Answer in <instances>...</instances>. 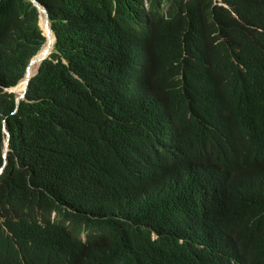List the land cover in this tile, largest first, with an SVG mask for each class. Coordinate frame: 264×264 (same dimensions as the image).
I'll return each instance as SVG.
<instances>
[{"label": "trees", "instance_id": "16d2710c", "mask_svg": "<svg viewBox=\"0 0 264 264\" xmlns=\"http://www.w3.org/2000/svg\"><path fill=\"white\" fill-rule=\"evenodd\" d=\"M39 1L56 44L13 114L16 97L5 88L24 77L46 39L29 0H0V168L4 122L11 135L0 176V264H60L62 251L83 247L79 231L94 246L80 264H129L144 252L139 264H219L227 241L264 259V186L249 172L236 173L237 189L253 185L257 199L228 197L238 231L226 234L227 208L216 213L213 234L181 245L165 210L175 188L142 201L134 168L154 146L167 152L170 132L204 134L218 147L229 132H242L237 143L264 167V112L252 105L264 85V7L253 0H222L229 8L214 0ZM132 211L144 235L126 215ZM134 228L140 238L125 237Z\"/></svg>", "mask_w": 264, "mask_h": 264}, {"label": "clouds", "instance_id": "9594fccd", "mask_svg": "<svg viewBox=\"0 0 264 264\" xmlns=\"http://www.w3.org/2000/svg\"><path fill=\"white\" fill-rule=\"evenodd\" d=\"M29 1L39 12L38 26L46 39L37 54L30 59L31 61L38 55V53H40L43 46L46 45L47 36L44 30L47 31V29L44 27L45 22H43L42 26V21H44L43 18L46 19L45 13L40 12L32 0ZM36 1L40 3L39 0ZM214 1L219 3V5L229 8L227 4L222 2V0ZM253 1L256 2L258 6L264 7V0ZM41 5L48 11L43 4ZM165 6L166 4L163 5V7ZM146 7H148L147 4ZM49 27L51 30L50 33H53L55 42L48 58H50V55L53 53L56 44V35L51 27V23L49 24ZM262 65L264 66V62ZM39 68L34 76L37 75ZM25 77L26 72L19 82L25 79ZM18 83L15 86H17ZM131 85H133L132 82L130 83V86ZM13 87L5 88V92L11 93L9 92V89H12ZM12 94L17 98L15 93ZM252 105L253 109L264 112V85L260 86L254 95ZM16 112L14 110L13 114ZM4 125L6 126V122H4ZM170 133L174 138V143L167 152H163L161 148L154 146L152 152L147 151L134 166L139 182L138 195L140 200H149L146 198L147 193L159 197L163 192L175 188L176 197L166 204L165 210L174 241L181 245L196 238L200 233H212L211 226L216 213L227 208L231 209V212L223 223L226 229V234L230 235L233 232L238 231L234 218L235 206L228 200V197H240L243 200V203L250 204L257 199L260 193L255 187H253V185L246 192L237 189L235 180L236 173L239 171H247L256 179L257 185L264 186V167L251 160L246 153L247 150H243L242 144L237 143V141L241 139L242 132H229L227 135V143L221 147L213 145L204 134L186 133L178 135V132ZM4 164L0 168L1 170L4 167L0 176L3 174L7 165V163L5 166ZM188 201L193 202V208L190 211H188L186 206ZM126 215L133 217L136 220V226L144 235L146 229L139 220L136 211L128 212ZM56 217L57 213L51 215L52 219H56ZM176 218H178V220H176ZM76 233V237L82 243L83 247H73L67 251H62L60 253V264H80L82 260L92 255L94 246L88 245V234L82 231ZM124 235L125 237L131 235L135 238H140V234L136 228L124 232ZM151 239L154 241L158 239L156 232H151ZM226 239H228V237H226ZM144 253H141L136 257H131L132 259L129 264L141 263ZM217 256L220 260L219 264H264V259L262 257L251 256L238 241H227V244ZM188 257H190V255H188ZM112 258L117 259L118 253H113ZM20 264H24L23 261H21Z\"/></svg>", "mask_w": 264, "mask_h": 264}, {"label": "water", "instance_id": "95a60500", "mask_svg": "<svg viewBox=\"0 0 264 264\" xmlns=\"http://www.w3.org/2000/svg\"><path fill=\"white\" fill-rule=\"evenodd\" d=\"M34 2V4L36 5V7L39 9L40 12H43L45 13L46 15V24H44V27L45 29H47V25H48V31L51 32L50 30V27H49V14H48V11L40 4L38 3L36 0H32ZM46 36H50L47 31H46ZM45 46V45H44ZM43 46V47H44ZM51 53V51L49 52V48H44L43 52H42V56L37 58L34 57L28 67H27V70H26V77H25V87H24V90L23 92L20 94V95H17V100H16V109H15V112L18 110V106L20 104V101L25 99L26 97V93H27V89H28V85L30 83V78H31V67L34 66L37 62H43L44 60H46L48 58V55ZM9 92L11 93H16L15 91H13L12 89H9ZM4 132L6 134V140H5V147H4V159H5V164L4 166L6 165L7 163V154H8V151H9V142H10V133L7 131L6 129V126L4 125ZM4 168V167H3ZM3 168L0 170V174L1 172L3 171Z\"/></svg>", "mask_w": 264, "mask_h": 264}, {"label": "bare ground", "instance_id": "6f19581e", "mask_svg": "<svg viewBox=\"0 0 264 264\" xmlns=\"http://www.w3.org/2000/svg\"><path fill=\"white\" fill-rule=\"evenodd\" d=\"M43 20L44 21H42V26H43V22H45V24H46V19L43 18ZM44 31H45V34H46V30H44ZM47 33L50 36H47V43L41 49L40 53H38L37 58L42 56V52H43L44 48H49V52L52 51V49H53L55 39H54L53 33H50L48 31V25H47ZM40 64H41V62H37L34 66L31 67V70H30L31 71V77H33L36 74ZM25 84H26L25 83V79H23L21 82L18 83L17 86L13 87L12 90L16 92L15 93L16 95H20L23 92V90H24Z\"/></svg>", "mask_w": 264, "mask_h": 264}]
</instances>
